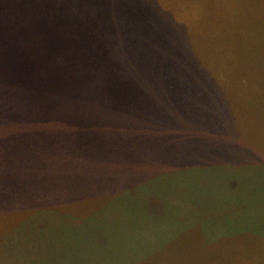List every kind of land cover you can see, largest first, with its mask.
I'll list each match as a JSON object with an SVG mask.
<instances>
[{
    "label": "rangeland",
    "instance_id": "1",
    "mask_svg": "<svg viewBox=\"0 0 264 264\" xmlns=\"http://www.w3.org/2000/svg\"><path fill=\"white\" fill-rule=\"evenodd\" d=\"M157 1L0 0V61H11L0 69V89L19 102L28 91L29 108L62 100L66 110L58 124L50 115L32 118L35 127L23 146L19 137H11L17 144L7 139L0 105L1 264H24L17 260V253L24 254L19 236L40 264L64 254L72 258L66 264H83L77 254L88 264H264V0H205L199 11L176 20L171 8L155 7ZM119 50L134 57L117 71L107 52L116 61ZM14 66L27 71L18 75ZM39 66L48 87L42 98L27 74ZM171 76L177 78L174 85ZM58 126L74 131L72 142ZM99 136L106 143L99 150H111L103 159ZM185 138L204 154L188 149ZM88 145L96 154L84 150ZM154 146L166 159L161 164L118 160L128 150ZM40 148L46 150L38 154L53 164H29L19 157L26 151L32 158L31 151ZM97 168L114 186L106 196L84 189L99 178L92 174ZM155 170L157 185L166 190V209L178 202L188 207L182 205L179 231L164 228L169 220H145L144 212L132 214L135 221L128 214L93 213L112 190L114 198L119 195V184L120 193L145 185ZM77 198L88 210L79 219ZM188 209L191 225L180 221ZM84 220L94 231L129 227L123 235V242H131L124 246L129 254L109 261L102 258L105 249L96 256V244L82 249L88 233ZM208 223L206 234L202 224Z\"/></svg>",
    "mask_w": 264,
    "mask_h": 264
},
{
    "label": "trees",
    "instance_id": "2",
    "mask_svg": "<svg viewBox=\"0 0 264 264\" xmlns=\"http://www.w3.org/2000/svg\"><path fill=\"white\" fill-rule=\"evenodd\" d=\"M157 1V0H156ZM161 1V2H160ZM165 1L167 3H165ZM158 2V3H157ZM154 3L155 7H159L161 6L162 8L165 7H169V9L171 8L172 11H174L175 15H174V20L179 19V18H185L191 15V12H196L199 11L204 3L205 0H178V1H174V0H159ZM153 7L152 11H154V9H157ZM192 7H194L192 9ZM170 37V36H169ZM113 46V45H112ZM167 46L164 44V49ZM163 49V50H164ZM112 51V50H111ZM111 51H108V56L112 58L113 61H110L111 64L115 65L116 70H120L124 64H125V60L127 59H131L132 57H134V54H132V52L130 51H124V50H119L120 52H117L118 54L121 55V58L119 60L114 61V58L112 56ZM4 59V58H3ZM4 63L5 65H7L9 67V64L11 63L10 60H2L0 61V69H2V67H4ZM14 63V62H13ZM119 65V68H118ZM15 71L17 72L16 74L21 75L24 73V71H27V67L25 69H19L16 66H14ZM29 76V79L34 81L39 89V96L42 98V96L44 94H46V90H47V86L45 84V69L42 66H39L37 70H29L27 72ZM264 75V74H263ZM10 81L15 83V77H12L11 75L9 76ZM172 78V84L174 85V81L177 78ZM9 87V86H8ZM47 87V88H45ZM5 88L3 87V89H0V105L3 108V112H4V116H5V120L7 121L6 123L9 125L7 128H5V135L7 137V139L9 141H15V139H12V136L15 137H19L20 138V142L21 145L23 146H27L28 142H29V137L32 136V132H29L28 130H33V128L35 127V125L33 124V120L32 118H34L37 115L43 114L46 116V120L48 119L49 115L52 118L56 119V123L58 124V122L62 121L65 119L66 116V110H65V105L63 104L62 100H53L54 103H50L49 105H43V101H42V105L41 108H29L28 107V103L29 101L33 100V97L28 93V91L24 92L23 94H21L19 97L21 99V101L19 102L17 100V98H15V96H12L9 93H5L6 91L4 90ZM15 89L14 87H10L9 90ZM2 90V91H1ZM55 91H57V93L62 94L63 93V88H54L52 89ZM13 91V90H12ZM17 91L19 92V87L17 89ZM5 94H4V93ZM34 98H36V95H34ZM39 98V99H41ZM164 99H166L164 97ZM49 102V101H47ZM39 109H42V113H39ZM70 110H72V112L74 113L75 109L71 108ZM84 109H82L83 111ZM159 110H161L159 108ZM81 112V111H80ZM54 116V117H53ZM50 118V117H49ZM13 120V122L10 124L9 121ZM62 123V122H61ZM62 125L66 124L62 123ZM58 131L60 133H62L63 135L67 134V136L65 137L66 140L71 141L72 142V138H73V134L74 131L71 132L70 130L66 131V128H61L58 126ZM200 135H203V131H199L198 132ZM202 133V134H201ZM102 137V136H99ZM115 136H113L112 138H114ZM118 137V136H116ZM138 139V138H136ZM187 138H185V144L184 145H188V149H190L192 152L195 151L197 152V154H204V152L198 151V149L196 147H194L192 144V142L186 140ZM141 140V139H138ZM17 144V143H16ZM99 144L98 146V152L99 154H101V159H103V156H106L111 150L107 149L104 150L100 147L106 146V143L104 141V138L102 137V140H100L99 138L96 139V145ZM101 144V145H100ZM209 144V143H208ZM9 146V144H7ZM190 145V146H189ZM139 146H142L141 144H139ZM84 150L90 155V154H96L95 152L97 151V149H95V147H90V145L83 147ZM154 146L153 149L147 148V147H142L141 150L139 151L138 149L136 150V153H134L133 151L128 150L127 152H123L121 153V155L119 156L120 160L119 162H124V164H126V161L129 162H133L134 160H138L139 164H161L162 160L161 159H165L163 154L160 153L158 151V149ZM46 150L45 148H40L38 150H33L32 152V158H29L27 156L26 151L24 152H20L18 155L19 157H26L28 159H30L29 164H53L54 162H50V159L45 158L44 154H43V158L38 154L41 151ZM142 154H141V153ZM217 154V153H216ZM226 154V153H225ZM8 156V155H7ZM112 156V155H111ZM125 157V160L121 157ZM11 157V156H8ZM18 157V158H19ZM91 160V157H90ZM96 159H92V162L95 161ZM166 160V159H165ZM97 161H95L94 163H97ZM70 164V162H68ZM128 164V163H127ZM155 170L154 173L152 175H147V180L145 185L143 184L141 185H136V186H132V187H126L122 190V192L120 193V190L122 189V185L123 183L119 184V187L115 188V192H119L118 196L116 198H114V190H112L109 194H108V198L106 199V202L99 206V210L96 212L94 211L93 213L97 214V213H104L107 214L108 216L114 217L115 215L124 217L125 215L128 214V216L130 217V220H134V216L132 214L137 212L143 213L144 212V219L148 220V218L154 217L155 220L160 221L161 219L164 221L169 220L164 226V228H166V230H168V232L172 233V231L175 230V228L177 229V231H179V223L177 222L179 221L178 219L180 218V215L183 211L182 210V205L184 204L186 206V203H181L178 202V206L177 208H173V209H166L165 205H164V193L166 192V190H164V188H160L156 182L157 180V176H158V172ZM157 175H156V174ZM97 174L98 175V179L91 182L89 184V186L85 187V192L89 193V191L95 192V193H99V194H103L104 196H106L107 191L109 190V188H113L114 186L110 185L109 183H107V181L105 180V177L107 175V172L104 170L99 171L98 168L97 170H95V172L92 173ZM91 174V175H92ZM74 184H69L70 190L73 193H77V187L73 186ZM93 186V187H91ZM121 188V189H120ZM190 188V186H189ZM21 190V189H20ZM23 193H25V189L21 190ZM13 192L15 193V196H18L19 198L23 195L20 193V191L13 190ZM28 192V190H27ZM91 192V193H92ZM173 192V191H171ZM129 200L126 203V200ZM130 201L133 202V204H130ZM140 201V206L137 207V203L135 204L134 202ZM87 202H89L87 200ZM83 200L82 199H73V205H74V213L76 216H78L79 218H82V215H86L87 213V209L84 205H82ZM95 205V204H94ZM133 208V210L128 212V208ZM180 207V209H179ZM186 208H188L186 206ZM175 211H177L178 213V218L175 222H173L174 217L172 215V213H176ZM189 213V209L187 211H185L182 214V218H181V222H188L187 217H189L187 214ZM123 215V216H122ZM89 217V215H88ZM141 217V215H140ZM135 221V220H134ZM211 221V220H209ZM214 220H212L211 222H213ZM86 220L83 221L82 228L87 227V236H84V247L82 249H88V245L89 244H96V246L98 247L96 250V256H100L98 251L101 249H105L102 250V258L104 257H108L109 261L111 259H113L116 255H117V260L125 257L126 255H128V251L125 250L124 246H129L131 244L127 243V242H123V235L126 233L124 231H126L129 227H127V229L122 228L120 230H110V232H105L103 230H96L94 231V229H91L92 227L89 225V223H85ZM170 222H172L173 224H171ZM210 222V223H211ZM131 223V222H130ZM208 224H202L204 227V230L207 232L210 231L209 229V225ZM189 225H191V221L188 222ZM163 231L161 234H163L165 231ZM208 232L206 234H208ZM98 233V235H97ZM210 233V232H209ZM160 234V235H161ZM169 234V233H168ZM167 234V235H168ZM167 235H163L164 237ZM121 237V238H120ZM215 237L217 238V234L215 235ZM214 237V238H215ZM148 238H153L151 236H149ZM19 240L20 246H21V251L24 253L23 256L20 258L18 257V253H17V247L14 250L9 251L8 256L11 257L14 254L17 253V260L18 262H22L24 264H40V262H38L35 258H31L30 257V246L26 245L21 237L19 236L17 238ZM154 239H156L154 237ZM131 240H133V237L131 238ZM140 240L142 241H146L148 243L151 242V240L147 239V237H141L140 236ZM134 241V240H133ZM45 244V243H44ZM44 244H39L40 245H44ZM55 244H59L60 249H61V243H55ZM47 246L49 244H46ZM67 249V246L64 245ZM111 250L113 249V253L112 252H106L107 248H110ZM58 248V251L60 250ZM123 249V250H122ZM122 250V251H121ZM57 251V252H58ZM119 251V252H118ZM121 251V252H120ZM127 252V254H126ZM77 261H82L83 260V264H88V258L87 257H83L82 255H78L77 254ZM56 256L51 255V259L55 258ZM87 259V261H86ZM5 260V259H4ZM2 259H0V264L4 261ZM70 260H72V258L70 256H68V254H64V258L61 260H57V261H51L50 264H58V262L60 264H66V263H70ZM114 260V259H113ZM129 263V261H125L124 264Z\"/></svg>",
    "mask_w": 264,
    "mask_h": 264
}]
</instances>
